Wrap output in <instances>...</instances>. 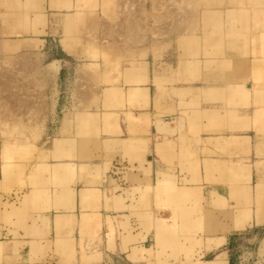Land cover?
Segmentation results:
<instances>
[{"label": "crops", "instance_id": "obj_1", "mask_svg": "<svg viewBox=\"0 0 264 264\" xmlns=\"http://www.w3.org/2000/svg\"><path fill=\"white\" fill-rule=\"evenodd\" d=\"M105 1L0 0V49L57 69L45 147H0V264H231L264 228V10L218 0L168 34L169 0L118 28ZM111 32L120 53L85 59Z\"/></svg>", "mask_w": 264, "mask_h": 264}, {"label": "rangeland", "instance_id": "obj_2", "mask_svg": "<svg viewBox=\"0 0 264 264\" xmlns=\"http://www.w3.org/2000/svg\"><path fill=\"white\" fill-rule=\"evenodd\" d=\"M216 1L218 0H169L163 3L162 11L165 17L161 20V24L164 33L169 34L175 30L182 33L198 27L199 14L218 8L219 2ZM227 2L229 8H243L245 6L252 11L264 10V0H249L246 4L235 3L233 0ZM140 4L133 2V0H107L101 10L106 16L105 21L109 22L111 26L116 25L118 28L123 26V19L109 18V16L113 14L122 15L125 10H144ZM148 9L151 11V5ZM152 21L153 23L156 22L155 20ZM135 25L141 26L139 20ZM145 35L146 33L133 35V41L139 40L141 37L145 38ZM87 37L90 38L88 35ZM123 39V35L112 32L99 38L94 37V47H96L95 49L99 48V50L97 49L93 53L88 51L85 59L94 61L100 59L105 65H108L114 59L113 57L120 53L115 49L122 50ZM7 44L11 45V43ZM98 44L101 46L99 47ZM41 54L42 52L38 50L3 51L0 49V147L3 144H8L10 147L16 144H26L28 140L37 144V152L45 147L46 134L49 133L45 130L46 113L51 107V103L54 102L49 97L55 93L56 82L54 80L57 69L45 67L47 59L43 58ZM107 67L105 66L104 69ZM85 68L90 72L95 71L97 73L99 66L91 65L85 66ZM45 79L53 80V82L45 81ZM83 85H85L84 89L87 90L88 86L92 84L84 83ZM95 85L98 87L97 82ZM78 101L82 106L81 103L84 102V99L72 100L71 106ZM28 102L32 103L30 107ZM24 154H26V150ZM230 249L231 264H264V228L261 230L258 244L238 241L231 245ZM215 253L216 251L208 255L207 259H211Z\"/></svg>", "mask_w": 264, "mask_h": 264}]
</instances>
